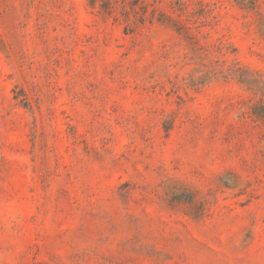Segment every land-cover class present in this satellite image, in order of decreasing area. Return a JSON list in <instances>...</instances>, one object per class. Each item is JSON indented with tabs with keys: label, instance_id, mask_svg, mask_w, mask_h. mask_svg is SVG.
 I'll return each mask as SVG.
<instances>
[{
	"label": "rangeland",
	"instance_id": "obj_1",
	"mask_svg": "<svg viewBox=\"0 0 264 264\" xmlns=\"http://www.w3.org/2000/svg\"><path fill=\"white\" fill-rule=\"evenodd\" d=\"M264 0H0V264H264Z\"/></svg>",
	"mask_w": 264,
	"mask_h": 264
},
{
	"label": "trees",
	"instance_id": "obj_2",
	"mask_svg": "<svg viewBox=\"0 0 264 264\" xmlns=\"http://www.w3.org/2000/svg\"><path fill=\"white\" fill-rule=\"evenodd\" d=\"M263 115H264V111H263V113H262Z\"/></svg>",
	"mask_w": 264,
	"mask_h": 264
}]
</instances>
